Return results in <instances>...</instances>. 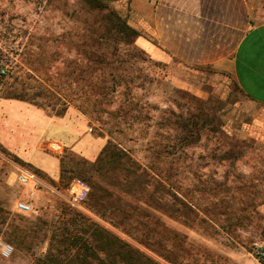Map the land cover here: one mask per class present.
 <instances>
[{
  "label": "rangeland",
  "instance_id": "1",
  "mask_svg": "<svg viewBox=\"0 0 264 264\" xmlns=\"http://www.w3.org/2000/svg\"><path fill=\"white\" fill-rule=\"evenodd\" d=\"M132 10V1L0 0V98L20 97L52 116L75 109L110 150L105 177L68 184L124 183L129 198L158 207L92 215L45 193L35 212L19 213L16 203L28 195L18 166L32 169L0 149V239L14 248L0 264L49 256L65 264L73 254L65 236L96 246V226L159 264H262L264 107L230 72L153 59ZM122 23L140 36L120 31ZM92 45L99 58L87 64L82 53Z\"/></svg>",
  "mask_w": 264,
  "mask_h": 264
},
{
  "label": "crops",
  "instance_id": "2",
  "mask_svg": "<svg viewBox=\"0 0 264 264\" xmlns=\"http://www.w3.org/2000/svg\"><path fill=\"white\" fill-rule=\"evenodd\" d=\"M99 1L110 4L132 1V25L143 34L139 44L153 59L230 72L244 96L264 107L261 1ZM0 145L27 164L36 176L34 182L24 187L28 196L18 199L28 202L33 209L34 200L45 193L67 203L70 176L88 180L105 177L97 169L107 142L93 135L86 118L75 109L52 116L23 101L0 98ZM36 155L38 164L33 161ZM85 206L92 215L94 212L104 216L124 215L137 209L156 213L129 198L124 183L101 181L92 186Z\"/></svg>",
  "mask_w": 264,
  "mask_h": 264
},
{
  "label": "trees",
  "instance_id": "3",
  "mask_svg": "<svg viewBox=\"0 0 264 264\" xmlns=\"http://www.w3.org/2000/svg\"><path fill=\"white\" fill-rule=\"evenodd\" d=\"M93 1L97 2V3H104V2H101L99 0H93ZM120 31H122L123 33L131 32L136 36H140V34L138 33L137 30L132 29L131 27H129L125 23L121 24ZM93 46L94 45H92L90 47V49H88L82 53V55L85 57V61L87 62V64H93L94 62L96 63L98 60L97 58H99V57L96 58L97 52L95 50H93V48H92ZM89 83L93 85L94 81L90 80ZM10 99L19 100L21 98L20 97L19 98L13 97ZM60 116H62V115H60ZM0 149H3L4 151H6L1 145H0ZM109 150H110V143H108L105 146L103 153H102V156L99 159L98 169H97V171L99 173H101V171H100L101 166L100 165L104 161L105 156L108 154ZM9 155L12 156L11 154H9ZM12 157L15 159V161L21 163L22 165L27 166V164L22 162L19 158L15 157V156H12ZM116 157L128 158L127 155L123 152H119V154ZM128 159L130 160L131 158H128ZM70 172L74 173V170L71 169ZM72 178H73V176H70L69 179L71 180ZM91 179H92V177L89 180H91ZM68 182H69V180H68ZM68 185L69 184L67 183V186ZM92 186H94V185L92 184ZM126 193L129 196L131 195L130 192H126ZM145 200L150 202L148 205L149 207H151L152 209L158 210L157 209L158 207H156L155 203H152L150 198H147ZM153 204L155 206H153ZM88 229L91 230L90 227ZM89 232L90 231H88L87 233H89ZM96 232H99L103 236V237L99 236V240L101 242L99 241V244H97L96 246H92V244L90 243L91 241L88 238H84L83 236H75V235L73 236V234L65 236V243L70 244L72 249H73V252H72L73 254L70 255L71 258L68 260H65V264H159L155 260H153L150 257L143 254L141 251L133 248L131 245L127 244L126 242H123L122 240H120L119 238H117L113 235L110 236V234L106 230L99 228L98 226H96V228L92 232L93 234H91V235H94L96 237L97 236ZM100 237L103 238V240H105V242ZM109 238H110V240H109ZM9 239L12 241H17V237L14 235H10ZM95 240H97V239L95 238ZM97 242H98V240H97ZM102 242H103V244H102ZM100 254H102L103 257ZM37 264H62V263H61V260H59L58 258L49 256V257H45V258L38 260Z\"/></svg>",
  "mask_w": 264,
  "mask_h": 264
},
{
  "label": "built area",
  "instance_id": "4",
  "mask_svg": "<svg viewBox=\"0 0 264 264\" xmlns=\"http://www.w3.org/2000/svg\"><path fill=\"white\" fill-rule=\"evenodd\" d=\"M3 76L9 75L10 71L7 69H3L1 71ZM19 174L17 175L18 183L25 187L28 186L31 182L36 180V176L31 171L18 166ZM91 193L90 185L82 180V179H74L68 188V195H67V203L73 209H76L80 212L87 213V209L85 203ZM16 210L19 213L29 214L34 211L33 207L25 201L18 200L16 203ZM14 253L13 246L4 243L0 239V255L3 258H10ZM258 262L264 264V246L258 244V249L256 252Z\"/></svg>",
  "mask_w": 264,
  "mask_h": 264
}]
</instances>
